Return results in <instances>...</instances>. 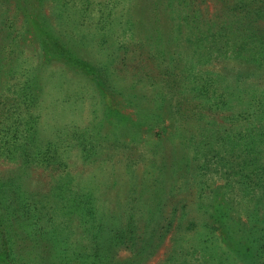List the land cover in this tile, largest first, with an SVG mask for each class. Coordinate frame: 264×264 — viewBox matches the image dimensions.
Returning <instances> with one entry per match:
<instances>
[{"label":"rangeland","instance_id":"1","mask_svg":"<svg viewBox=\"0 0 264 264\" xmlns=\"http://www.w3.org/2000/svg\"><path fill=\"white\" fill-rule=\"evenodd\" d=\"M5 259L264 264V0H0Z\"/></svg>","mask_w":264,"mask_h":264},{"label":"trees","instance_id":"2","mask_svg":"<svg viewBox=\"0 0 264 264\" xmlns=\"http://www.w3.org/2000/svg\"><path fill=\"white\" fill-rule=\"evenodd\" d=\"M128 231H121V234H127ZM2 264H10L7 262V260L5 259L4 262Z\"/></svg>","mask_w":264,"mask_h":264}]
</instances>
